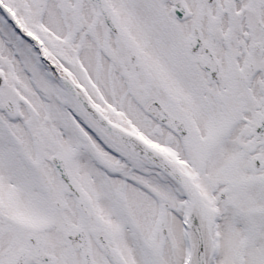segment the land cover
I'll return each instance as SVG.
<instances>
[{"label":"snow or ice","instance_id":"6c2138e0","mask_svg":"<svg viewBox=\"0 0 264 264\" xmlns=\"http://www.w3.org/2000/svg\"><path fill=\"white\" fill-rule=\"evenodd\" d=\"M0 264H264V0H0Z\"/></svg>","mask_w":264,"mask_h":264}]
</instances>
